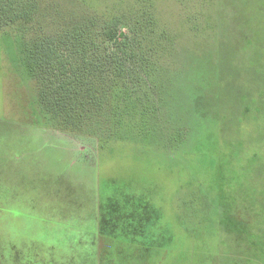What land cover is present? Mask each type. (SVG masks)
<instances>
[{"label": "rangeland", "instance_id": "374dc122", "mask_svg": "<svg viewBox=\"0 0 264 264\" xmlns=\"http://www.w3.org/2000/svg\"><path fill=\"white\" fill-rule=\"evenodd\" d=\"M76 1L139 21L141 35L149 30L148 19L140 20L155 17L157 33L143 42L160 45V33L169 35L155 57L171 74L170 101L179 106L163 112L157 136L117 142L101 155L93 140L33 136V84L10 60L14 45L0 32V168L13 166L12 157L21 164L26 144L38 152L44 143L54 160L96 168L106 184L131 193L145 190L153 211L104 235L91 220L57 223L67 246L0 264H264V0ZM182 86L199 89L187 94ZM178 126L180 136L190 134L173 144ZM171 144L185 154L167 152ZM35 157L29 164L42 159Z\"/></svg>", "mask_w": 264, "mask_h": 264}, {"label": "trees", "instance_id": "16d2710c", "mask_svg": "<svg viewBox=\"0 0 264 264\" xmlns=\"http://www.w3.org/2000/svg\"><path fill=\"white\" fill-rule=\"evenodd\" d=\"M155 20L152 15L140 20L146 21L147 34L157 33ZM137 25V20L126 23L116 14L97 13L84 1L0 0V32L5 31L14 45L10 60L33 84L29 98L33 136L55 131L93 140L97 155L117 142L157 136L163 112L179 106L170 101L171 74L155 57L169 35L161 32L160 45L145 46L147 34L137 33ZM182 89L195 94L199 88ZM178 129L171 132L179 137L173 144L190 134L187 130L180 136ZM26 145L21 164L12 157L13 166L0 168L3 261L30 260L43 247L67 246L57 223L91 220L104 235L121 220L135 219V214L145 220L153 211L145 190L131 193L112 180L106 184L96 168L54 160L47 155L51 147L44 143L38 152ZM175 146L166 151L185 154ZM37 153L42 155L40 162L29 164ZM128 210L131 214L122 213Z\"/></svg>", "mask_w": 264, "mask_h": 264}]
</instances>
